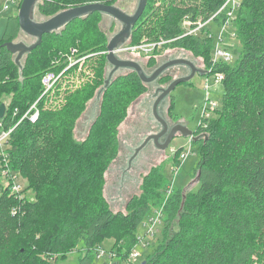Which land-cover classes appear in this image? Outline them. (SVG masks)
Here are the masks:
<instances>
[{
  "label": "trees",
  "instance_id": "16d2710c",
  "mask_svg": "<svg viewBox=\"0 0 264 264\" xmlns=\"http://www.w3.org/2000/svg\"><path fill=\"white\" fill-rule=\"evenodd\" d=\"M115 1L42 0L39 9L54 15ZM221 5V0H147L132 29L131 44L145 36L167 41L147 57L149 66L164 49L178 47L205 58L212 73L224 74L218 115L207 127L198 126L195 134L204 136L192 141L201 155L196 167L200 187L187 194L177 189L165 200L163 234L176 216L180 228L145 264H264V0L241 2L235 23L243 46L235 64L212 62L213 39L182 36L184 18L207 20ZM223 17L217 16L216 22ZM101 19L102 13L94 11L45 33L41 44L18 64L4 43L19 37V18L7 17L0 39V106L6 104L0 121L5 129L15 126L7 141L8 166L29 180L36 197L31 200L0 184V264H54L56 253L80 244L86 253L79 264H93L99 238L133 234L156 208L147 198L134 196L126 211H114L103 191L106 171L119 155L120 125L130 105L148 90L136 71L111 78L88 135L82 141L74 136L88 102L106 82L103 52L109 42ZM72 54L81 64L53 62ZM49 70L64 72L54 92L40 98L41 77ZM87 70L91 76L78 84L76 76ZM37 99V120H21ZM174 103L172 97L171 109ZM148 180L155 181L148 188L152 192L164 177Z\"/></svg>",
  "mask_w": 264,
  "mask_h": 264
},
{
  "label": "rangeland",
  "instance_id": "374dc122",
  "mask_svg": "<svg viewBox=\"0 0 264 264\" xmlns=\"http://www.w3.org/2000/svg\"><path fill=\"white\" fill-rule=\"evenodd\" d=\"M41 1L42 0H39L35 8V20L37 21L47 20L63 11L61 10L54 15L44 14L39 9V3ZM7 2V0H0V39L6 26L7 17L11 14H18L20 9V7L18 8L13 2H9V9H4V5ZM138 3L139 0H116L113 4L122 7V9L129 14H133L137 9ZM100 24L106 36H108V42L123 26L120 21L104 13H102ZM207 28L218 30L219 25L216 21H213ZM235 30L237 31L236 23L233 26L227 27L228 35L226 36V42L228 43L226 45L232 51L237 49L238 52L234 54L229 61L232 64L237 62L243 46L240 39L237 38ZM234 32L235 36L233 37L232 34ZM145 39H148V37L145 36L143 40ZM36 40L35 37L21 30L19 37L14 42H24L30 45ZM131 41L132 36L128 37L122 45L130 43ZM118 47H121V45ZM108 52L109 50L107 48L103 53L107 56ZM26 54L22 56L21 63L24 62ZM141 55L142 56L138 53H121L119 57L137 61L147 74H151L159 65L167 60L180 57L191 59L197 67L206 70V74L198 72L189 82L178 84L171 93L160 102L159 114L168 122L169 131L171 130V126L182 123L190 131H193V134L196 133L198 126H200L199 122L202 114V106L207 100V94L205 92L207 79L211 84L210 98L216 101L220 107L222 106L224 101L223 84L216 82L215 73H209V64H207L206 61L205 65L203 61L205 58H199L190 50L174 47L161 51V53L157 55L156 64L149 66V58H147L146 55ZM15 56L17 57V54H15ZM75 56L76 55L72 54L69 58H61L62 56L57 57L53 59V62L54 64H64L66 62V65L68 64L71 67L80 61V58H76ZM113 69V65L107 61V66L104 69L105 80H108ZM126 71L130 70L118 69L114 72L112 77ZM190 71V68L185 65L173 66L167 69L158 79L147 83L148 90L141 94L139 98L130 105L127 117L120 125L119 155L113 160L106 171V181L103 191L114 211H126L127 204L134 196L140 198L145 197L148 202L156 207L155 210H162L160 221L154 225L151 231L148 229V226L151 227V223L147 222L141 224L133 234L130 232L117 233L116 235L113 234L99 238L93 250L96 254L93 264H128L131 261L135 264H145V262H150L155 257L159 244H165V241L171 234L179 230L178 216H176L172 221L171 228H169L166 234H163V229H165L167 224V215L163 211L162 206L165 204V200L177 189H182L184 193L187 194L196 191L200 187L196 173L197 163L201 156L198 145H193L192 152L185 157H180L182 152L189 150L192 146L191 137L180 130L176 131V135L169 141L167 147L163 145L168 141L169 134L160 137L157 142L153 139L149 140L145 145L144 142L147 140L148 136L162 130L161 122L153 113L154 102L160 94V91L163 88H167L172 80L185 76L189 74ZM167 72L170 73L167 74ZM90 73L91 71L87 70L83 75L76 76L77 83L84 82L89 77ZM166 77L169 79H166ZM104 86L105 84H102L97 89L88 102L86 110L76 123L74 136L78 141L84 140L88 135L90 126L100 111ZM172 97H174L175 100L172 108L173 111L170 107ZM217 115L216 110L212 114V118L217 117ZM196 136L202 135L198 134ZM179 149H181V151L178 155ZM161 175L164 177L163 182L154 184L152 192H149L148 188L152 186L155 181L148 180V178H155L157 176L159 178ZM18 178V183L22 184L21 194L34 200L36 191L30 185L29 180L22 174L19 175ZM6 183L7 179L4 173L0 171V184L5 187ZM0 189L3 191L2 186H0ZM146 194L148 195L146 196ZM155 210L148 215V217L155 216ZM152 232L155 233L152 234ZM85 253L86 249L82 248L81 244L78 247H69L64 253H56L53 262L54 264H79L81 257Z\"/></svg>",
  "mask_w": 264,
  "mask_h": 264
},
{
  "label": "water",
  "instance_id": "95a60500",
  "mask_svg": "<svg viewBox=\"0 0 264 264\" xmlns=\"http://www.w3.org/2000/svg\"><path fill=\"white\" fill-rule=\"evenodd\" d=\"M39 2V0H23L18 12V18H19V24L21 27V30L26 32L29 35H32L37 40L30 45H27L24 42H14L9 41L4 43V45L14 54H17V57L15 58V61L18 64H21V59L24 54L31 52L34 48L39 46L42 42L43 35L45 33H49L52 31H55L57 29H60L61 27L65 26L69 21L84 17L88 13L99 11L104 14H108L112 16L113 18L117 19L122 23V28L119 32H117L109 41L108 44V55H107V61L113 65L114 69L111 72L108 80L105 82L104 88L108 85V83L111 81L112 75L114 72L118 69H129L134 70L138 73L140 78L145 83L153 82L154 80L158 79L164 72L167 71V69L178 66V65H185L190 68V73L178 77L174 80H172L167 88H163L160 91V94L157 96L154 106H153V113L155 117L161 122L162 124V130L156 134L150 135L147 137V140L144 142V145L151 139H153L155 142L158 141L160 137L168 133L169 131V124L168 122L159 114V104L160 102L171 93V91L180 83L182 82H189L198 72L201 74H206V70L197 67L196 64L191 60L187 58H173L170 60H167L163 64L159 65L151 74H147L143 67L135 60L131 59H123L120 58L114 50L122 45L124 41L132 34V29L136 22L138 21L139 17L142 15L146 5L147 0H139L138 6L136 11L133 14H129L125 12L122 7H119L114 4H105L101 2H95V3H88L80 6L71 7L68 9H65L54 16L48 18L44 21H37L35 20V8L36 4ZM170 72H167L169 74ZM6 112V104L2 103L0 106V117H3ZM180 130L186 135L193 136V131H190L186 126L177 124L173 126L169 132V138L168 141L163 145L164 147H167L169 144V141L176 135V131ZM202 136H193V140H198ZM142 147V146H141ZM199 177L197 176V180Z\"/></svg>",
  "mask_w": 264,
  "mask_h": 264
},
{
  "label": "built area",
  "instance_id": "2783aa9c",
  "mask_svg": "<svg viewBox=\"0 0 264 264\" xmlns=\"http://www.w3.org/2000/svg\"><path fill=\"white\" fill-rule=\"evenodd\" d=\"M7 1L8 2L4 5V9H9L10 7L9 2H13L19 8L23 0H7ZM221 1H222L221 7L209 19L203 20L202 18H200L194 21L186 17L182 21V25H181L183 29L182 36H187V35L195 36V37H206L207 36L209 38L211 37L212 39H214L213 50H212V62L213 63L219 62V61L229 62L234 55L232 50L226 45L228 43L226 42V36L228 35L227 27L231 25L232 26L235 25V17H236L237 11L239 10L241 6V2H242V0H221ZM221 14H224V17L222 18L220 23H218L219 25L218 30H212L210 28H207L213 21H216L215 18L217 16H221ZM235 32L232 34L233 37L235 36ZM166 42L167 41L163 39L154 40V41L145 39L139 44L127 43V44L121 45V47H117L114 50V52L118 56L121 53H131V54L138 53L140 56H142L141 54H143L149 57V55H151L156 49H160L163 46V44ZM73 52H75V50H73ZM211 70L212 68H210L209 73H211ZM63 72L64 71L57 72L55 70H49V71H46L42 75L41 83H42L43 91H42V95L40 98H42L43 96L50 95L54 92L58 81L63 75ZM215 78H216V82L222 83L224 79V74L222 72H216ZM209 82L210 81L207 79L206 85H205V92L207 94V100L205 104L202 106V114H201V118L199 122V125L203 127H207L209 121L213 117L212 114L216 110H218L220 107L216 101L210 98L211 84ZM39 99H37L31 105V107L27 110V112L24 114L21 120L24 118H28L32 122H35L37 120V118L40 115V108L38 106ZM19 122L17 123V125L19 124ZM14 127L5 129L3 126V122L0 121V171L4 173V176L7 179V183L5 184V187H10V190L12 193L21 194L22 184L18 183V179H19L18 176L21 174L20 172L11 169L8 166L7 141ZM194 135L195 133L193 134V136ZM200 135L204 136L203 133H201ZM193 136H190L192 141H193ZM191 145H192L191 148L185 152H182L180 157H185L187 154L193 151V144L191 143ZM162 209L164 211L163 206H162ZM155 211H156L155 216H152V217L147 216L143 222L144 224L147 222L151 223V227L148 226L149 231H151L154 225H156L160 221L162 210L156 209ZM154 233L155 232H152V234Z\"/></svg>",
  "mask_w": 264,
  "mask_h": 264
},
{
  "label": "flooded vegetation",
  "instance_id": "af4514ba",
  "mask_svg": "<svg viewBox=\"0 0 264 264\" xmlns=\"http://www.w3.org/2000/svg\"><path fill=\"white\" fill-rule=\"evenodd\" d=\"M176 125V124H175ZM175 125H173V126H175ZM173 126H171L170 127V129L173 127ZM168 132H170V131H168ZM169 133H166L165 135L167 136ZM165 135H163V136H165Z\"/></svg>",
  "mask_w": 264,
  "mask_h": 264
},
{
  "label": "crops",
  "instance_id": "0c3cea01",
  "mask_svg": "<svg viewBox=\"0 0 264 264\" xmlns=\"http://www.w3.org/2000/svg\"><path fill=\"white\" fill-rule=\"evenodd\" d=\"M181 125H184V124H182V123H180ZM185 126V125H184Z\"/></svg>",
  "mask_w": 264,
  "mask_h": 264
}]
</instances>
